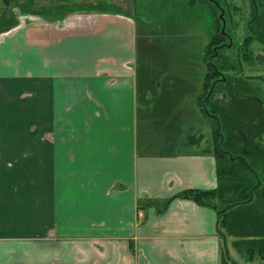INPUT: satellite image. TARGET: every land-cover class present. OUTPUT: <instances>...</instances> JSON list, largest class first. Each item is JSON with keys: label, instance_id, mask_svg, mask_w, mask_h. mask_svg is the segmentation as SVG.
I'll use <instances>...</instances> for the list:
<instances>
[{"label": "crops", "instance_id": "1", "mask_svg": "<svg viewBox=\"0 0 264 264\" xmlns=\"http://www.w3.org/2000/svg\"><path fill=\"white\" fill-rule=\"evenodd\" d=\"M73 9L0 33V264H221L217 210L181 196L216 159L174 140L170 75L132 11Z\"/></svg>", "mask_w": 264, "mask_h": 264}, {"label": "trees", "instance_id": "2", "mask_svg": "<svg viewBox=\"0 0 264 264\" xmlns=\"http://www.w3.org/2000/svg\"><path fill=\"white\" fill-rule=\"evenodd\" d=\"M215 17L216 31L205 48L207 72L199 106L211 121L218 184L214 189H189L191 197L218 212L217 230L225 242L221 264L264 258V0H200ZM219 5L216 4V2ZM226 21L222 31L220 13ZM246 32L234 38L238 25ZM188 136L197 144V134Z\"/></svg>", "mask_w": 264, "mask_h": 264}, {"label": "rangeland", "instance_id": "3", "mask_svg": "<svg viewBox=\"0 0 264 264\" xmlns=\"http://www.w3.org/2000/svg\"><path fill=\"white\" fill-rule=\"evenodd\" d=\"M73 8L82 14L98 13L104 8L118 12L132 11L133 20L138 23L141 57L160 62V67L153 63L151 69L170 75L171 88L176 92L177 109L183 107V111L174 120L176 129L179 130L174 140H178V143L181 138H188L190 134L199 132L197 144L203 147L212 146L211 121L204 115L198 103L207 72L205 48L216 31L215 17L207 3L200 0H0V33L31 17H48L61 21ZM245 32L242 22L228 46ZM246 72L264 77L263 70L247 68ZM163 124L165 123L151 128L154 129L153 134H156L153 140L159 142V146L155 145L151 149L153 152H164L167 148L163 136L166 137L167 128L170 127H163ZM142 128L145 130L141 126ZM142 138L145 135L143 137L141 134V140ZM175 146L176 144L172 149ZM231 250L235 253L232 248ZM239 262L264 264V258L258 257L252 263H245L240 259Z\"/></svg>", "mask_w": 264, "mask_h": 264}, {"label": "water", "instance_id": "4", "mask_svg": "<svg viewBox=\"0 0 264 264\" xmlns=\"http://www.w3.org/2000/svg\"><path fill=\"white\" fill-rule=\"evenodd\" d=\"M215 2H216V1H215ZM216 4L219 5L218 2H216ZM220 19H221L222 22H223V32H224V31H225L224 29H225V27H226V21H225V18H224V10L221 11ZM231 42H232V41H231ZM229 45H231V43H230Z\"/></svg>", "mask_w": 264, "mask_h": 264}]
</instances>
